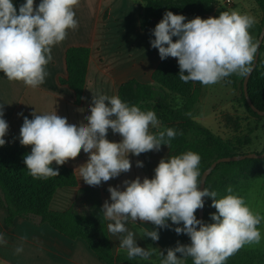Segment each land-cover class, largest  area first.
<instances>
[{
  "label": "clouds",
  "instance_id": "9594fccd",
  "mask_svg": "<svg viewBox=\"0 0 264 264\" xmlns=\"http://www.w3.org/2000/svg\"><path fill=\"white\" fill-rule=\"evenodd\" d=\"M78 4L79 0H41L34 5V0H26L17 12L12 0H0V72L9 81H22L32 89L42 85L48 75L46 66L52 60V47L66 39L69 29L78 27L74 11ZM186 19L166 11L152 30L155 39L150 41L161 60L177 59L181 81L208 86L233 74L245 77L251 73L259 47L249 31L256 23L253 16L233 10L221 12L218 17ZM173 37L177 39L173 41ZM32 116L24 117L19 133L20 144L31 146L30 154L24 157L29 174L36 179L59 176L53 162L63 166L83 150L88 160L75 171L89 186H100L129 172V153L139 156L158 152L161 145L169 147L177 135L172 128L150 132V126L160 127L156 113L129 106L115 95L93 94L90 115L84 117L87 123H69L56 111L33 112ZM3 117L0 105V146L6 144L4 137L9 129ZM109 129L122 140L109 141ZM200 162L198 153L187 151L161 159L151 179L141 181L136 177L125 180L123 190L108 188L111 203L106 200L102 212L111 221L107 225L110 233H127L120 247L127 250L129 259L148 260L157 249L139 247L134 233L125 227L128 220L153 225L154 230H145L143 235L154 242L160 239L157 229L171 227L169 220L177 225L174 231L178 235L189 236L190 244L177 242L166 250V255L160 251L161 264H185L187 257L193 264H225L243 246L260 243L257 226L264 217L254 212L243 197L232 194L231 187L227 189L229 194L220 199L215 191L206 187L201 190ZM136 166L143 167V163L137 161ZM205 197L212 198L211 206L216 209L210 214L213 223H204L195 215L203 209ZM0 243H7L2 234ZM22 250L16 249L17 253Z\"/></svg>",
  "mask_w": 264,
  "mask_h": 264
},
{
  "label": "trees",
  "instance_id": "16d2710c",
  "mask_svg": "<svg viewBox=\"0 0 264 264\" xmlns=\"http://www.w3.org/2000/svg\"><path fill=\"white\" fill-rule=\"evenodd\" d=\"M25 0H17L14 6L19 10ZM142 10L139 16L142 31L149 29L153 20H161L166 11L192 18L210 15L215 12L216 0H139ZM262 12L260 23L249 30L254 42L258 38L264 23V0H255ZM223 12L227 11L223 8ZM219 16V14H215ZM91 58V48L71 46L66 51L67 75L59 77V83L69 87L75 93V104L81 105L87 84V74ZM255 59V58H254ZM178 62L168 57L162 60L152 74L153 83H141L135 79L124 82L118 89V96L129 106H138L142 111L152 110L160 121L159 129L152 133L172 128L177 135L170 142L171 156L181 155L187 151L198 153L201 157L200 179L207 168L220 158L248 154L241 139H224L211 129L194 120V113L200 103L203 86L199 82H183L179 78ZM3 72H0V76ZM186 74V73H185ZM246 77V76H245ZM245 77L236 74L229 79L236 84L240 81L241 97L250 115L264 118L253 111L248 104L244 91ZM248 94L253 105L264 111V43L260 48V58L248 83ZM167 146V145H163ZM264 152V146L261 152ZM30 154L28 146H22L18 138H13L0 146V207L8 212L7 225L14 224L17 218L30 219L40 217L42 224H48L57 232L76 240L83 239L89 248L105 264H147L137 258L129 259L127 254L115 255L109 235L107 220L102 212V192L99 189L85 187L78 191L74 205L66 211L51 209L52 200L59 189L77 188L76 172L67 165L58 168L60 175L47 179L33 178L24 164V157ZM264 175L263 159H245L225 162L217 166L206 182V188L217 192V199L229 193L243 197L249 184ZM82 203L87 209L80 211L77 206ZM212 198L205 197L204 223H213L210 214L216 209L211 206ZM199 219V210L195 213ZM168 224L172 225L171 221ZM173 228L177 225H172ZM182 227L183 225H179ZM176 233V232H175ZM177 234V233H176ZM180 244H190L186 234H177ZM163 257L160 256L159 264ZM185 264H193L192 258H185ZM225 264H264V251H248L241 248L229 257Z\"/></svg>",
  "mask_w": 264,
  "mask_h": 264
},
{
  "label": "crops",
  "instance_id": "0c3cea01",
  "mask_svg": "<svg viewBox=\"0 0 264 264\" xmlns=\"http://www.w3.org/2000/svg\"><path fill=\"white\" fill-rule=\"evenodd\" d=\"M216 1L219 5L214 15L209 17H216L215 14L223 4L219 0ZM40 2L41 0H34V5ZM222 2L227 9H243L241 14L253 16L256 20L255 24L260 23L262 19L261 10L257 4L253 6L251 0H223ZM141 10L142 4L139 0H79L78 6L74 8L78 27L75 30L69 29L66 39L52 47V60L46 66L48 75L42 85L32 89L22 81H9L2 73L0 105H3V118L9 125L8 133L4 137L6 143L11 142L13 138L19 139L24 117L32 119L33 112L51 114L56 111L57 115L66 117L69 123L79 125L81 122L87 123L84 117L90 115L93 94L118 96L120 85L131 79L141 83L153 82L152 74L162 60L158 49L153 48L150 41L155 39L152 30L160 20H153L149 29L142 31L139 23ZM199 17L207 19V16ZM193 18L195 17L187 18L185 22ZM176 39L173 37V41ZM71 46L91 48L87 84L81 105L75 104V93L69 87L59 83V77L67 75L66 51ZM116 49L123 51V54L125 52V57L116 53V56L122 57L120 61H115ZM172 59L177 61L176 58ZM21 113L22 115H19ZM120 138L119 134L108 131V140L114 139L119 142ZM162 147H167L168 150L158 152L157 155L155 151L142 153L139 156L129 153L131 170L121 173L120 176L108 182H102L100 186L87 185L80 177L78 170L75 171L78 166L88 160V154L82 150L75 160L65 163L76 172L78 187L59 189L52 200L51 209L54 211L70 209L81 187L101 190L103 204L106 200L111 203L108 192L110 186L123 190L125 180L140 177L142 181L145 177L149 179L154 177V169L159 161L171 157L169 147L163 145ZM28 148L31 152V146ZM137 161H141L143 167H137ZM7 216L8 212L0 207V234L7 242L0 243V264H105L89 248L85 240L80 238L72 240L66 237L48 224H42L40 217L17 218L14 224L9 226L6 223ZM109 223L111 221L107 220V225ZM170 226L157 229L160 239L154 242L143 235L145 230H154L153 225L128 220L125 227L134 233L137 245L146 249L151 247L157 249L148 260L136 258L147 264H158L159 252L163 251L166 255V250L174 248L179 242L173 226ZM109 235L114 254H127V250L120 247V242L127 233L113 235L109 232ZM17 248L23 250L17 253Z\"/></svg>",
  "mask_w": 264,
  "mask_h": 264
},
{
  "label": "rangeland",
  "instance_id": "374dc122",
  "mask_svg": "<svg viewBox=\"0 0 264 264\" xmlns=\"http://www.w3.org/2000/svg\"><path fill=\"white\" fill-rule=\"evenodd\" d=\"M16 1L17 0H12L13 4H15ZM219 1L223 3L221 4L220 9L217 11V14L219 15L221 12H223L222 7L228 12L233 10H236L240 13L243 12V9L241 8L227 9V6L224 4V2H222L223 0ZM25 2L26 0L24 3ZM251 3L253 6H256L255 0H251ZM245 5H247V2H245ZM203 16H207L208 18L212 15L210 14ZM116 51L114 53L115 61H120L122 57H125V52L123 54V51L120 52V50L117 49ZM116 53H120L122 57L116 56ZM240 81L241 79L238 78L236 84H234L229 79V77H227L216 84L203 86L202 98L196 107L194 120L211 129L212 132L224 139L237 138L241 139L244 143H248L243 147V150L246 152H261L264 146V118H255L249 114L242 101ZM152 129L153 128L150 126V132H152ZM119 140L121 141L122 137ZM109 141L116 142L114 139H110ZM166 150H168V148L162 147L161 145V149L158 152L161 153L165 152ZM158 152L155 151V155H157ZM243 198L246 204L254 212H257L261 215V217H264V175L260 176L249 184ZM78 205L79 206H77V208L80 211L87 209L82 205V203ZM257 227L261 233L260 243L247 244L242 248L248 251H264V219L261 220V223Z\"/></svg>",
  "mask_w": 264,
  "mask_h": 264
},
{
  "label": "water",
  "instance_id": "95a60500",
  "mask_svg": "<svg viewBox=\"0 0 264 264\" xmlns=\"http://www.w3.org/2000/svg\"><path fill=\"white\" fill-rule=\"evenodd\" d=\"M211 15H214V12H212ZM263 43H264V23H263V27H262V30L260 32L259 38H258L259 47H258V51H257V53L255 55L252 71H251L250 74H248L245 77V80H244V91H245V96L247 98L248 104L250 105V107L253 109L254 112H256L257 114H259L262 117H264V111L256 108L253 105V103L250 100V98H249L248 83H249L251 75L253 74L254 70L257 68V65H258V62H259V58H260V48L263 45ZM263 158H264V152H262V153L250 152L248 154H242V155H237V156L225 157V158H220V159L216 160L203 173L202 179H201L203 184L200 186L201 190H203V188L206 187V182H207L209 176L212 174V172L217 168V166L219 164L225 163V162L241 161V160H245V159H263ZM204 201H205V198H204ZM204 214H205V203H204L203 209H199V219L202 220L203 222H204Z\"/></svg>",
  "mask_w": 264,
  "mask_h": 264
}]
</instances>
